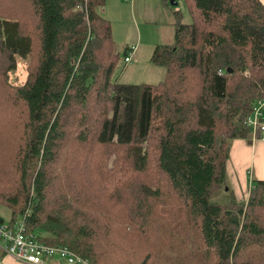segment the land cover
<instances>
[{"label": "trees", "instance_id": "trees-1", "mask_svg": "<svg viewBox=\"0 0 264 264\" xmlns=\"http://www.w3.org/2000/svg\"><path fill=\"white\" fill-rule=\"evenodd\" d=\"M28 1L31 10L23 0L19 7L32 13L33 31L14 17L16 10L0 13V53L11 62L2 65L0 92L8 94L9 124L24 122L13 141L20 148L15 156L22 190L4 204L10 223L22 221L46 244L102 264L105 251L99 255L97 223L87 211L91 187L67 181L63 197L47 200L48 169L73 132L76 144L93 141L94 150L117 155L114 163L98 155L79 160L103 168L99 185L113 209L131 208L117 224L126 238L142 243L145 251L138 254L145 264H162L165 251L154 249L151 240L156 234L174 259H189L190 246L201 249L203 264L210 258L211 264H264L241 259L264 240L257 215L264 209V180H251L248 200L238 201L227 177L232 141L250 138L246 121L264 96L262 0H184L186 17L172 8L175 44L157 45L152 54V62L165 68L157 84L113 79L120 53L104 15L106 0ZM38 40L37 65L23 84H13L7 74L15 56L30 55ZM99 216L106 221L102 229L110 231V215ZM173 240L184 242L179 251L171 248ZM131 247L125 243L121 250ZM6 254L0 253V264ZM186 264L201 263L195 258Z\"/></svg>", "mask_w": 264, "mask_h": 264}, {"label": "rangeland", "instance_id": "rangeland-1", "mask_svg": "<svg viewBox=\"0 0 264 264\" xmlns=\"http://www.w3.org/2000/svg\"><path fill=\"white\" fill-rule=\"evenodd\" d=\"M21 1L22 0H0V8H1L0 13L5 15L9 11L16 10L14 17L21 19L23 23V28H26L25 23L27 24L28 27L32 24L29 29L33 31L35 25V19L32 13H30V15L27 14L26 12L27 9H25L24 6L22 7L20 6L21 8L19 7ZM23 1L27 3L28 7L31 10L29 1L28 0H23ZM125 3H126V7H125L126 9L127 6L129 5L127 1H125ZM169 7H171V9L172 8L177 9V6H172L171 4L169 5ZM20 10L23 15L19 13ZM124 12L126 14L128 13L127 11ZM26 16H28L27 21H25ZM184 16L185 17L187 16L186 7H185ZM29 19H32V21H30ZM116 20L117 19H115V22L111 21L112 34H113V39L115 41V46L117 47V51L120 53V60L115 69L113 79L121 83H136V84L142 82L157 84L158 82L162 81L165 77V68L156 65L154 63H151L149 61L147 63V59L145 61L146 58L145 50H143L142 53L140 54L139 61L137 60V58H134L132 63L125 62L123 51L124 48L126 47V43H125L127 41V39H125L126 34L121 28V24H120L121 22L119 20L117 21ZM174 44L175 42L171 43V46ZM39 48L40 46L38 40L36 41L34 51L30 55H28L27 57L15 56V61H14L15 65L14 67L12 66L8 70V74H7L13 84L20 85L26 81L30 70L33 69L34 66H36L38 63ZM4 63H8V64L11 63L9 56L8 54L0 53V74H2L4 71L2 69V65ZM7 97L8 94H3L0 92V195H2L0 199L2 198L1 200L3 202V203L0 202V216L6 222H10L12 218V212L10 208H8L4 204H8V202H5V200L8 197L11 198L14 195V193L19 192V190L21 192L22 190L21 181H20L21 176L19 172V163L15 156V151L16 152L19 151L20 148L17 147L16 144H13V141L17 142L16 138L18 137L21 128H23L24 122L21 123L22 127H20V124L17 123L16 119H14L9 124L10 116H8L9 112L7 111L8 108L5 104ZM16 111H18L21 114V116L24 117V114H22V109L20 106L17 107ZM74 137L75 134L71 132L70 136L67 139L68 140L67 144L61 150L58 151L59 159L55 164H52L48 169L49 184L46 190L48 197L47 200L58 201L57 198L58 196L61 195L63 197L65 193L64 194L62 193V186H64V184H66L67 181L69 182L77 181L79 184L83 186L86 185L90 186L91 191L89 192V194L92 196L91 198L92 204H89L90 210L87 209V211L90 212L91 214L92 222L97 223V225L94 227V232L98 233L99 235L98 241H101L99 242V245L102 248L97 247L99 251V255L100 253L102 254V251H105V255L100 258V262H102V264H145V255L138 254V252L140 251L142 252L145 251L142 243L136 238H134L132 241L126 238L124 236V232L127 234V231L117 224L122 221L124 215L127 214L128 211L131 212V208L129 207V209L126 210V208L121 204L115 209H113L111 204L107 202V196L105 192L102 191L99 185L104 179L98 177L97 172L99 170H102L103 168L99 167L98 165L94 166L93 164L94 162H90L84 166V164L83 165L80 164V160H79V157H85V156H89L90 161L93 158L97 160V155H98L99 159H106L110 163H114L117 159V155H111L110 153H108V151L104 154L99 148L97 150L96 149L94 150L95 143H93V141L87 142L85 146H80L76 144V142L72 141ZM113 186L114 184L111 182L110 187ZM252 186L253 184L251 182V186H249V188L247 189L248 194L246 195L245 200H248L252 190ZM64 198L67 201V203L71 204V202L69 201L70 200L69 197H64ZM63 204L65 203L64 202L60 203V205ZM58 209L60 210L59 212L61 214H64V212L66 211L64 209L62 213V209L60 206L58 207ZM74 209L77 208L74 207ZM99 214L110 215V219L112 221L111 224L113 225V228L110 231H105L104 228L102 229L106 221L100 220ZM257 215L260 223L264 225V209L258 210ZM162 221L164 220L162 219ZM170 234H171V229L169 228L164 229L165 237L169 238ZM43 235H48V234L44 232ZM151 240L154 249L160 248V250L165 251L162 253L164 256L161 261L162 264H186L192 262V260H195V258L201 264L207 262L206 257L203 256L201 249H198L197 251H193L189 246L186 248V250L191 252V254L189 255V259L183 260L181 259V257L174 259L173 256H170L167 253L170 250L169 247L158 239L157 234H156V240L153 237H151ZM102 242H105L107 244V247L110 248L107 249V247L104 246L105 244H103ZM125 243L127 245L130 244L131 246L134 245V247H131L126 251H122L121 247ZM183 243L184 242H181L180 240H173L171 243V248L174 251H179L180 248L183 246ZM111 245H113L112 248ZM1 249L2 248L0 247V253L2 252ZM4 253L6 254L5 251ZM7 256L8 255L6 254L5 258ZM184 256L185 255H183V257ZM248 256L250 260H253L255 262H257L255 258L263 260L264 240H262L261 247L255 246L254 249L251 250L250 254L247 251L243 256H241V259L244 260ZM210 260L208 264H211ZM5 261L7 262V264L16 263L15 261L9 258L8 259L6 258Z\"/></svg>", "mask_w": 264, "mask_h": 264}, {"label": "crops", "instance_id": "crops-1", "mask_svg": "<svg viewBox=\"0 0 264 264\" xmlns=\"http://www.w3.org/2000/svg\"><path fill=\"white\" fill-rule=\"evenodd\" d=\"M125 1L129 5L126 9ZM262 2L264 3V0ZM103 10L110 21L115 22L117 19L121 22V28L126 34V47H137L134 58L138 61L140 54L145 50V61L147 59V63H153L152 54L155 47L160 44L171 45L174 42L175 24L172 20V9L164 0H106ZM227 177L237 200H245L251 182L253 184L255 179L264 180V139H255L251 134L249 139L236 138L232 141ZM6 258L15 261V264H25L10 255ZM56 262L64 264L58 259ZM5 263L7 264L6 261Z\"/></svg>", "mask_w": 264, "mask_h": 264}, {"label": "built area", "instance_id": "built-area-1", "mask_svg": "<svg viewBox=\"0 0 264 264\" xmlns=\"http://www.w3.org/2000/svg\"><path fill=\"white\" fill-rule=\"evenodd\" d=\"M175 1L177 9L184 13V0ZM136 49V46L128 49L124 58L126 63L132 62ZM246 124L255 139H264V96L256 99ZM0 247L25 264H57V259L64 264H92L68 248L48 245L35 234L26 232L22 221L11 224L0 220Z\"/></svg>", "mask_w": 264, "mask_h": 264}, {"label": "water", "instance_id": "water-1", "mask_svg": "<svg viewBox=\"0 0 264 264\" xmlns=\"http://www.w3.org/2000/svg\"><path fill=\"white\" fill-rule=\"evenodd\" d=\"M170 3H171L172 6H176V4H177L175 0H171ZM2 264H4V263H2Z\"/></svg>", "mask_w": 264, "mask_h": 264}]
</instances>
